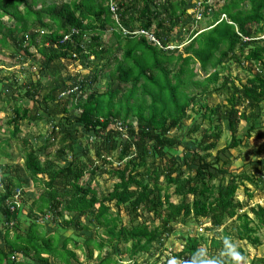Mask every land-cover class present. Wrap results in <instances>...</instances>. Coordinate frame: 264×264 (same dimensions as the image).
<instances>
[{
    "label": "trees",
    "instance_id": "16d2710c",
    "mask_svg": "<svg viewBox=\"0 0 264 264\" xmlns=\"http://www.w3.org/2000/svg\"><path fill=\"white\" fill-rule=\"evenodd\" d=\"M46 1L0 0V53L11 50L13 60L8 66L0 57V72H7L0 104L10 111L0 123L9 131L0 138V162L16 148L23 157L22 165L0 164V264H83L77 251L88 261L97 251V264H121L115 256L122 243H131L130 258L153 257L149 264H248L245 247L234 243H263L264 206L241 212L253 196L247 183L259 186L263 174L230 169L222 154L264 130V0ZM197 8L213 11L212 20L204 30L190 28L180 51L185 41L176 35L185 21L195 24ZM221 13L228 20L218 21ZM109 31L113 45L104 41ZM170 42L175 47L163 49ZM233 64L248 70L245 82L228 72ZM69 86L76 92L62 98ZM214 94L222 102L211 103ZM189 119L200 121L191 127ZM41 121L49 128L35 136L42 142L25 137L26 149L13 144L22 124ZM225 122L231 140L218 149ZM186 139L195 149L182 146ZM103 174L111 183L101 193L91 180ZM29 180L41 185L32 202L24 192ZM242 186L245 201L236 199ZM55 219L60 223L48 227ZM190 221L209 231L224 227L222 237L186 233L183 247L169 250L176 225ZM94 223L107 237L85 233ZM106 245L113 252L102 256ZM250 264H264V256Z\"/></svg>",
    "mask_w": 264,
    "mask_h": 264
},
{
    "label": "rangeland",
    "instance_id": "374dc122",
    "mask_svg": "<svg viewBox=\"0 0 264 264\" xmlns=\"http://www.w3.org/2000/svg\"><path fill=\"white\" fill-rule=\"evenodd\" d=\"M53 1H57V0H47L45 4H50ZM40 7V6H39ZM209 12V13H208ZM204 18L202 20H200L199 22H197L196 24H194L193 22H189V21H185V23L183 24V26L181 27V32L176 35L177 36H181L184 38L183 43H187L186 39L187 36L190 32V28H195L198 30H203L205 28V26L212 20V14L213 11H208ZM7 19V18H4ZM9 23V22H8ZM12 23V22H10ZM105 43H108V45H113L116 43L115 38L111 35V31L108 32V34L105 36L104 38ZM172 43V42H170ZM183 43H181L180 45H182ZM175 44V43H172ZM184 46H180V51H184L183 50ZM10 51L11 50H7L4 49L2 53H0V57L3 60V63H7L8 66L12 65L13 63H10ZM116 53L119 57L122 56V49L121 48H117L116 49ZM30 65V64H29ZM247 68L249 67H253V65H248V63L246 64ZM196 67H198V65H196ZM11 67H7V71L10 69ZM37 68L34 67L32 70V73L34 75V78L37 77L36 72L38 70H36ZM19 68L15 69V70H11V71H18ZM35 71V72H34ZM230 71V73L232 74L233 77L238 78V81L242 80V81H246V77L248 75V70H242V68L236 66V64H233L230 69H228V72ZM7 74L6 70L3 68L2 71L0 72V77L4 76V74ZM108 77L103 78L100 83H99V90L103 91L106 85V81H107ZM238 81H236V83H239ZM223 97L219 96L217 94H214L212 96V98H210V102L211 103H220L222 102ZM23 103L27 104V101H23ZM6 109V110H5ZM77 111V110H76ZM8 108L6 107L5 104H0V123L4 122L6 119V114H8ZM200 120H195V121H191V119L187 120V124H191V127H193L197 122H199ZM208 122L206 121L205 124H207ZM245 122H241L239 129H238V134H241V136H244V132H245ZM46 123L45 121H41L39 122V124H27L24 123L21 126V133L19 134V139L15 140L13 139V144L14 145H20L22 147H24L26 149V143L24 145V143L22 142V140L25 137H29V138H33L35 143H40L43 141V138L40 137L39 140H36V135L39 131H46L45 133H41L42 135L46 136L47 131H49V128L46 130L45 128ZM224 133H223V137L220 140L219 144H218V149H221L223 147H225L229 141L231 140V132L228 129L227 123L225 122L224 125ZM0 138L4 137L6 135H9V131H8V127L5 126L4 128L0 127ZM194 136H198L197 133L194 134ZM192 139H186L184 142V145L182 146H186L189 145V147L191 148V150L195 149V144L191 141ZM248 143V146H245L244 143ZM17 143V144H16ZM244 143H240L239 146L234 147V148H229L227 150L224 151V153L222 155H224L227 159H228V165L230 167V169H233L237 172H241L243 170H247L249 173H262L263 174V183H260L259 186L255 187L254 185L247 183V186L250 187L251 191L253 192V196L251 199L249 200V203L247 206H244L243 209L241 210V212H249L250 213V209L252 206H257V205H263L264 206V130L259 128L257 131L252 132V134L247 137L245 136V140ZM54 145V144H53ZM52 145L53 149H55V147H57V145L55 144L54 146ZM52 149V151H53ZM178 149H180V152H182L183 150L185 151V154H189L190 151L183 149V147H179ZM134 152V148L129 152V158L132 157V153ZM217 152V149H214L212 151L213 155H215V153ZM13 158L11 160H7L6 158L1 160L0 164H2V166L6 167L7 162L12 163L14 165H22L23 163V157L22 154L19 153V150L16 148L13 150ZM127 157V158H128ZM23 169V168H22ZM21 169V170H22ZM260 171V172H258ZM24 177L27 178V176L24 174ZM108 175L107 174H103L101 176H95L93 178V180H91L93 183L92 185H99L101 188L104 187V189H107V187H105V183H108V186L110 185V181L107 180ZM30 179V178H29ZM90 179V178H89ZM98 183V184H97ZM41 185L37 186L35 183H33L31 180L28 181V183L26 184L25 188H24V192L26 193L25 196H29L30 197V202H32L36 196L39 193ZM246 187V185H245ZM169 191H173V188L169 189ZM246 198V194L244 191V186H242L240 188V190L237 193L236 199L237 200H241V201H245ZM172 199L174 201H178L179 198L177 196H173ZM30 202H28V205H30ZM27 211V210H26ZM122 219H123V225L124 224H128L129 223V217L127 215H122ZM67 217V216H66ZM141 219L143 220V216H141ZM228 225H231L230 227H228V230L233 233L235 231L234 227L236 226V219L234 218H230L227 220ZM60 221L55 219L53 220V222H48V227H56V224H59ZM206 225L201 224L198 225L195 221H190L187 225H182V224H177L176 225V231L174 235H171L168 239H167V243L166 245L171 248V249H175V250H179L181 249L183 246V240L181 239V237H183V234H191L194 232H199V233H204L205 236L209 239L211 238L213 235H218L220 238L222 237L221 233H223L224 231V227H221L219 230H205L204 227ZM85 233L87 235L95 234L97 237L99 238H104L107 237L104 235V231L101 229H99V227L97 226V224H92V226L90 227V230H84ZM73 232V230H67L65 231L66 236L71 235ZM94 232V233H93ZM82 235H86L84 232H80ZM219 233V234H217ZM258 235L262 240V244L257 246V247H253L252 245H250L248 242L244 241H237L235 240L234 245L237 246H243L245 247L246 251L248 252V255L246 257V261L248 264H250V260L253 256L257 255L260 257L264 256V228L263 229H259L258 230ZM104 236V237H103ZM131 243H122L121 244V250L122 253L121 255H116L115 258L116 259H120L119 261L121 262V264H133L134 261L136 260L137 263L139 264H149L148 262V258L150 260L153 259V257L148 256V254H139L134 258H130L129 253L127 252V247H129ZM70 247H72L71 245H69ZM233 249V246H231ZM113 252V248L109 245H106L105 248L102 250L101 254L102 256H105L107 253H111ZM78 257H79V261L83 264H97L98 262V255L99 253L97 251L93 252V256H92V260H87L85 254H83L82 252L78 251L77 252ZM223 260L227 259V256L223 254ZM231 257V255H230ZM219 259H220V255H219ZM228 262L229 264H236V262L234 261L233 258H228ZM75 264V261L74 263ZM185 264V263H184ZM212 264V263H210ZM214 264V263H213Z\"/></svg>",
    "mask_w": 264,
    "mask_h": 264
},
{
    "label": "clouds",
    "instance_id": "9594fccd",
    "mask_svg": "<svg viewBox=\"0 0 264 264\" xmlns=\"http://www.w3.org/2000/svg\"><path fill=\"white\" fill-rule=\"evenodd\" d=\"M208 3H212V2H214V0H208L207 1ZM196 10V15L194 14V17H195V19H196V22H195V24L197 23V22H199L200 20H202L203 18H204V16L206 15V14H208V13H205V11L203 10V8H201V12H200V14L197 12V9H195ZM223 19H226V20H228V17H227V15L225 14V13H221L220 14V16H219V19H218V21H221V20H223ZM204 30V29H203ZM143 31H146V30H143ZM199 31H201V30H199ZM146 32H149V31H146ZM150 33H152V32H150ZM184 44H186V43H183L182 45H180V46H183ZM157 45H159L160 46V48L162 47V45H161V43H160V41H159V39L157 38ZM179 46V47H180ZM175 47V45L174 44H172V43H169V44H167L163 49H166V50H172L173 48ZM73 71V70H72ZM76 92V90L73 88H71V86H69L67 89H64V91H63V95H61L62 96V98L63 97H68V96H72V94L73 93H75ZM79 95H80V93L78 92V95L76 96V97H73V101L74 102H78V99H79ZM120 129H122V128H120ZM123 130V129H122ZM123 135H125V136H127V134L126 133H123ZM135 149H134V152L132 153V157L135 155ZM129 155H127V157H128ZM125 158V160L124 161H129L132 157H128V158ZM118 161V160H117ZM97 187H99V190H100V192L102 193L103 191H104V189L103 188H101L99 185H97ZM17 189H19L20 190V194L18 195V196H16V192H17ZM16 190H15V196L16 197H22V195H23V189L22 188H17ZM128 216V215H127ZM129 217V216H128ZM129 219H130V217H129ZM169 248V247H168ZM169 250H171V248H169ZM173 250V249H172ZM78 252V251H77ZM194 264L193 262H188V261H183V262H181L180 264ZM170 264H176V261H175V259H173L172 261H170Z\"/></svg>",
    "mask_w": 264,
    "mask_h": 264
},
{
    "label": "built area",
    "instance_id": "2783aa9c",
    "mask_svg": "<svg viewBox=\"0 0 264 264\" xmlns=\"http://www.w3.org/2000/svg\"><path fill=\"white\" fill-rule=\"evenodd\" d=\"M197 12L200 14L201 8H197ZM19 194H20V190L17 189L16 196H18Z\"/></svg>",
    "mask_w": 264,
    "mask_h": 264
}]
</instances>
